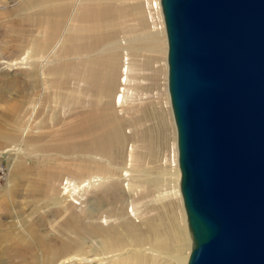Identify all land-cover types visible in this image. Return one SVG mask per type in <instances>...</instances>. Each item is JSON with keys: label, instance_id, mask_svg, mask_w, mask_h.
<instances>
[{"label": "rangeland", "instance_id": "374dc122", "mask_svg": "<svg viewBox=\"0 0 264 264\" xmlns=\"http://www.w3.org/2000/svg\"><path fill=\"white\" fill-rule=\"evenodd\" d=\"M151 1L60 0L58 7L55 0H0V264H138L131 257L145 254L148 246L173 254L172 246L159 249L149 241L142 243L146 236L141 239L127 229L133 224L144 233L153 226L169 238L175 219L184 214L170 174L176 131L167 92V41L161 33L155 39L152 32L164 28L155 30L148 23L146 3ZM48 2L52 9L42 4ZM60 7L67 10L62 18L57 14ZM56 16L61 23L54 29ZM89 36L98 39L91 56L105 58L106 70H113L110 61L115 57L119 72L127 58L129 93L121 105L107 94L98 101L94 93H80L79 101L72 103L78 88L93 90L78 79L85 55L79 49ZM35 50L42 52L39 62L51 60L44 69L9 62L26 57L33 62ZM37 70L41 76L34 79L36 89L29 90L25 75ZM119 74L106 86L111 90L115 84L114 93L120 89ZM16 105L23 106L12 116ZM86 107L119 118L121 125L113 121L106 129L110 126L112 132L120 126L123 142L110 140L114 147L100 153L82 152L77 143L86 139H68L77 121L88 117L81 115ZM96 178L100 179L88 183ZM67 180L79 188L65 191ZM112 191L124 209L105 221L107 194ZM110 223L117 224L110 235L93 237L89 232L93 225ZM103 238L108 253L101 255ZM118 242L123 249L110 247ZM73 253L87 258L67 259ZM151 256L143 264H172L169 256Z\"/></svg>", "mask_w": 264, "mask_h": 264}, {"label": "water", "instance_id": "95a60500", "mask_svg": "<svg viewBox=\"0 0 264 264\" xmlns=\"http://www.w3.org/2000/svg\"><path fill=\"white\" fill-rule=\"evenodd\" d=\"M185 264H264V0H159Z\"/></svg>", "mask_w": 264, "mask_h": 264}, {"label": "bare ground", "instance_id": "6f19581e", "mask_svg": "<svg viewBox=\"0 0 264 264\" xmlns=\"http://www.w3.org/2000/svg\"><path fill=\"white\" fill-rule=\"evenodd\" d=\"M55 1H58V3L60 2V0H55ZM154 1H155V3H157L156 0H154ZM158 2H159V0H158ZM42 4L44 6L46 4H49L50 9H52V5L53 4H51L50 2L42 3ZM159 5H160V3H159ZM59 6H60V3L58 5V7ZM66 11L67 10H63L62 7H60L58 9L57 14H59L60 17L62 18V16L65 15ZM56 17H58V16H56ZM84 18L86 19L87 16L83 17V19ZM75 21H74V23H75ZM50 23L48 22L49 27H50ZM60 23H61V20L58 17V19H56V23L54 25V29L58 28ZM72 26H73V24L71 22V24L68 26V28L72 27ZM152 32L155 33V36H154L155 39H157V36H156L157 33L163 34L164 38H165V42H166L165 28H164V30L162 32H156V31H152ZM54 34H55V32L53 33V35ZM88 38H90V39L87 42H85V44L84 43L81 44L80 49H79L80 50L79 52H81V54L84 53L85 55H83L84 59L81 58V59H83V63L81 62L83 68L81 67L82 69L79 70V72H78V79H81V80L84 79L85 82H88V86L93 87L92 89L94 91L91 90L90 87H82L81 90H79V88H78V90H77V92L75 94L76 96L71 97L72 101H73L72 103L78 102L79 101V98H78L79 96L78 95H81L82 93L83 94L86 93V94H89V95L94 93V95L97 97V98L96 97L95 98L98 101L100 100L101 97H104L107 94L111 98L114 97V102H116L117 104L119 103L121 105L125 101L124 98L127 96V93H129V89L126 87L128 81H129L128 73H129V70H130L129 64L127 62V58H124V61L120 65V71L119 72H118V68L119 67H118V64H117V58L114 59L115 57L113 58V62L114 63H112V61H110V65L113 67V70H106L105 67H104L106 65V60H104L105 58L104 59H96V58H92V56H91L92 55L91 53L95 52L94 50L98 46V39L96 37H93V36H89ZM150 38H152V37H150ZM81 39L82 38H80V40ZM162 41L164 42V40H162ZM52 51L53 50H51V52ZM41 54H42L41 51H36L35 50V54L32 57L34 59L33 62H31L28 59L29 57H26L25 59L21 58L20 60L17 58V59L14 60V62H11V61H9V62L12 63L11 65H19V66L20 65H26V64L28 66L31 63H32L31 65L39 64L40 65L39 70H41V69H44V67H45V65L47 63H51V60H49V59L41 60L39 62L37 57H39ZM93 64H96V65L98 64V66H100V68H97V69H99V70H97L93 66ZM39 70H37V71H28L26 73L25 77H26L27 80H25V82L28 83L27 88L29 90L30 89L31 90H35L36 89V84H35V80L34 79L35 78H40L41 75L39 73ZM43 74H44V72L42 73V77H43ZM117 74H119V76H118L119 79L117 78V82H119L120 89H119L118 92L114 93L115 84H114V86H113V88L111 90H110V88H107L106 86L110 82L111 83L114 82L115 77L117 76ZM166 74H167V64H166ZM57 83H59V80H58ZM58 89H60V88H58ZM24 92H25V94L23 95V98L26 99L29 92H27L26 89H24ZM86 94H84V95H86ZM57 98H59V94L58 93L56 95V102H57ZM26 100H23L22 104H24L26 102ZM93 104L96 105V100L94 101ZM22 106L23 105H16V106L12 107V112H11L12 116L15 115L16 113L20 112ZM32 107H33V105H32ZM91 107H92V105H91ZM93 111H94L93 108H92V110L88 109L86 111H83L81 113V115L82 114H87L88 117L86 118L85 116H83L85 118L80 119L81 121H77L76 125H74L75 127L72 129V132L66 137H68V139L71 137L70 140H73L72 138H75V139L76 138L77 139H82V138L86 139V140L81 141L82 143L81 142L77 143L78 146H80L82 148V152L83 151L85 152L88 149L89 150L92 149V150H95V151L100 152V153H101V151H103V152L107 151V148L114 147V145H115V143L114 142H110V140H114V141H117V142L120 141L122 143L124 137L121 134L120 126H117L116 129L113 130L112 132L109 131L110 130V126H109V130L106 129V126L108 125V123L113 122V121L119 122V118H115L116 119L115 120V119H113V118L108 116L109 113L107 114V113L103 112V113L97 114L96 112L92 113ZM89 112L92 113V114H90V116L88 115ZM72 114L76 115L75 112H73ZM119 125H121V123ZM103 129H106V130L103 131ZM96 132L98 134H100V135L97 136L95 139H90V137H91L90 135H93L94 133L96 134ZM41 134L43 135L44 133L42 132ZM88 136H90V137H88ZM92 138H93V136H92ZM58 140H60V139H58ZM74 141L75 140H73V142ZM175 143H176V138H175ZM54 145H56V144H54ZM80 150L81 149H79V151ZM127 171L128 170L126 169L124 174H128ZM170 174L173 175L172 177L175 180L176 187H177L176 192L178 193V195H180L179 194V185H178L179 184L180 171H179V167H178V164H177V149H176V156L174 158V169H173V172L170 173ZM98 179H100V178H98ZM98 179L96 178L95 180L88 181V183L96 181ZM88 180H90V179H88ZM77 186L78 185H74L73 182L67 180L65 182V184L63 185V189L65 191L69 190L71 192H75L79 188V187L77 188ZM75 188H77V189H75ZM112 190H113V188H112ZM118 193H119V191H118ZM122 194H123V192H122ZM122 194H121V196H122ZM107 197H108L107 199L108 200L110 199V200H109V205L107 203L108 207L106 208V210H105L106 214L103 217V218H105V221H106L107 218H110V217L117 218V212L116 211H118V210L123 211V209H124L123 208L124 207L123 206V204H124L123 201L116 195V193L114 191H112L111 193L107 194ZM117 201H120L119 202L120 203L119 207L117 206ZM101 202H102V200H101ZM132 211H133V208H132ZM175 220H176L175 221V226L176 227L174 226L175 228H173L172 224H174V223L171 224L172 226H171V232H170L169 238L165 237V236L161 237L160 234L156 233V231L154 230L153 226H149L147 228V230H145L148 233L147 234L146 232L143 233V232L139 231V229L135 225L130 224L129 228H127V229L132 234H135V233H137L136 235L139 234L141 239H143L146 236V238L143 241L141 240L140 242L145 243L146 241H149V242H151L152 245L157 246V248H159V249H164V248H168V247H171V246L174 248L173 254H170V253H163L161 250H158V249H155L153 247L148 246V248H146V250H144L145 254H140V255H136V256L132 255L133 257H131V258H133V260H135L136 263L143 264V263L146 262V259H147L148 256H150L152 258L151 255H162V256L164 255V256H169L170 261H172V264H185V261L187 259L188 253H189L188 250L190 249V236H189V233H188V230H187L185 213L180 218L175 219ZM116 225L117 224L113 225L111 223L107 224V225H104V226L103 225H96V226L93 225L91 227V229L89 230V232H91L93 237H98V236H102V235L105 236L106 234L110 235L111 232L113 231L112 230L113 227L114 226L117 227ZM115 229H117V228H114V230ZM125 234H126V231H125ZM114 235L115 234H113V236ZM140 242L138 244L139 246L142 245ZM171 242H172V244H171ZM47 246L48 245L45 244L46 248H47ZM105 246H106V243H105L104 238H103V239L100 240L101 250L100 249L99 250H100L101 255H103L105 253H108V251L104 250ZM118 246H119V242L117 244L113 245V246L110 245V247L112 249H115ZM119 248L120 247L117 248L118 251L123 249V247L121 249H119ZM112 251H117V250H112ZM80 253H73L67 259H70L72 257H82L84 259L87 258V256L85 257V256H83ZM113 263H114V261H113ZM118 264H120V263L118 262ZM150 264H155V262L153 263V261H151Z\"/></svg>", "mask_w": 264, "mask_h": 264}, {"label": "built area", "instance_id": "2783aa9c", "mask_svg": "<svg viewBox=\"0 0 264 264\" xmlns=\"http://www.w3.org/2000/svg\"><path fill=\"white\" fill-rule=\"evenodd\" d=\"M147 20L153 29H161L164 27L161 8L155 1L146 3Z\"/></svg>", "mask_w": 264, "mask_h": 264}]
</instances>
